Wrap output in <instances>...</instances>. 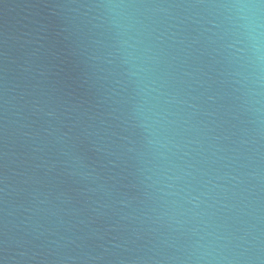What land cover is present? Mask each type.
<instances>
[{
  "label": "water",
  "instance_id": "obj_1",
  "mask_svg": "<svg viewBox=\"0 0 264 264\" xmlns=\"http://www.w3.org/2000/svg\"><path fill=\"white\" fill-rule=\"evenodd\" d=\"M0 264H264V0H0Z\"/></svg>",
  "mask_w": 264,
  "mask_h": 264
}]
</instances>
